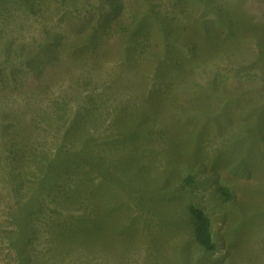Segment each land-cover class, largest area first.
Wrapping results in <instances>:
<instances>
[{
    "label": "rangeland",
    "instance_id": "rangeland-1",
    "mask_svg": "<svg viewBox=\"0 0 264 264\" xmlns=\"http://www.w3.org/2000/svg\"><path fill=\"white\" fill-rule=\"evenodd\" d=\"M263 83L264 0H0V264H264Z\"/></svg>",
    "mask_w": 264,
    "mask_h": 264
},
{
    "label": "trees",
    "instance_id": "trees-1",
    "mask_svg": "<svg viewBox=\"0 0 264 264\" xmlns=\"http://www.w3.org/2000/svg\"><path fill=\"white\" fill-rule=\"evenodd\" d=\"M261 85L264 86V83ZM193 180L194 177L188 175L185 178V183H192ZM222 191L225 195V199H229L231 196L229 189L223 188ZM189 212L194 222V234L197 243L207 251L213 250L215 248V242L213 240L212 221L210 216L201 207L193 204L189 206Z\"/></svg>",
    "mask_w": 264,
    "mask_h": 264
},
{
    "label": "bare ground",
    "instance_id": "bare-ground-1",
    "mask_svg": "<svg viewBox=\"0 0 264 264\" xmlns=\"http://www.w3.org/2000/svg\"><path fill=\"white\" fill-rule=\"evenodd\" d=\"M98 153V152H97ZM96 154V153H95Z\"/></svg>",
    "mask_w": 264,
    "mask_h": 264
}]
</instances>
